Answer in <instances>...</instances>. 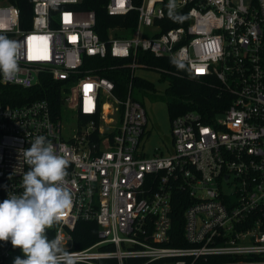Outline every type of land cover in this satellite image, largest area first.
I'll use <instances>...</instances> for the list:
<instances>
[{"label": "built area", "instance_id": "1", "mask_svg": "<svg viewBox=\"0 0 264 264\" xmlns=\"http://www.w3.org/2000/svg\"><path fill=\"white\" fill-rule=\"evenodd\" d=\"M82 1L30 0L23 24L21 8L0 0V36L17 43L19 57L15 78L1 74V84L50 83L46 95L55 89L61 101L55 111L48 97L0 98L5 197L23 193L30 170L23 152L43 135L69 161L63 187L72 206L52 229L75 263L264 264V0H108L109 14L136 11L137 20L111 27L106 39L95 30V12L76 8ZM146 52L214 77L232 95L208 117L175 115L171 145L152 156L140 149L148 119L132 79L122 95L91 65L128 58L133 78L149 68ZM64 108L76 113L67 130ZM81 220L95 221L101 240L74 249ZM15 249L2 241L0 264H13Z\"/></svg>", "mask_w": 264, "mask_h": 264}, {"label": "trees", "instance_id": "2", "mask_svg": "<svg viewBox=\"0 0 264 264\" xmlns=\"http://www.w3.org/2000/svg\"><path fill=\"white\" fill-rule=\"evenodd\" d=\"M21 8L22 22H29L31 18V2L30 0H13ZM108 0H83L76 5V8L83 10H93L96 14L95 30L102 39H106L111 27L127 26L129 28L135 26L137 20V12L131 11L127 15H111L107 10ZM174 24H178L175 22ZM120 34V32H118ZM141 60L145 61L149 68H155L163 71L165 77L170 78V85L166 90V94L171 97L168 101V110L170 119L175 115L188 110H198L205 117L213 114L215 111L226 107L231 101L232 95L221 86L219 81L214 77H199L189 73L185 64L174 60L171 57H157L152 53L146 52L140 55ZM129 62L128 58H104L92 60L91 65L97 68V72L108 77L115 83L116 91L120 94H125L129 82L133 81L135 85L146 89H154L152 81L140 76L131 78V71L126 65ZM1 75V74H0ZM44 85H38L31 89H23L15 86L3 85L0 82L2 94L0 98L8 104L26 103L38 97H48L53 110H57L61 106L59 93L54 89H50L46 95ZM53 87H57L59 83H53ZM50 86V83L48 84ZM52 87V86H51ZM54 91V92H53ZM49 94V95H48ZM82 119H88L85 116H80ZM5 197L2 180L0 179V202ZM178 216L183 215V206L176 205ZM177 229H181V221L176 225ZM48 238L54 239L55 233L52 228L46 229ZM101 240L99 236V227L95 221H78L73 230V248L81 249L88 247L95 242ZM78 264V263H75Z\"/></svg>", "mask_w": 264, "mask_h": 264}, {"label": "clouds", "instance_id": "3", "mask_svg": "<svg viewBox=\"0 0 264 264\" xmlns=\"http://www.w3.org/2000/svg\"><path fill=\"white\" fill-rule=\"evenodd\" d=\"M18 59L17 43L0 36V74L5 81L15 78ZM23 155L30 170L23 176V193L9 194L0 202V241H10L24 254L13 264H75L60 238L50 240L46 234L72 206L71 193L63 187L69 161L43 135Z\"/></svg>", "mask_w": 264, "mask_h": 264}, {"label": "rangeland", "instance_id": "4", "mask_svg": "<svg viewBox=\"0 0 264 264\" xmlns=\"http://www.w3.org/2000/svg\"><path fill=\"white\" fill-rule=\"evenodd\" d=\"M163 73L155 68H137L135 71L137 76L152 81L155 87L146 89L135 85L133 88L134 98L143 104L147 113L146 132L140 145V149L145 147L147 156H152L159 151L166 152L172 143V123L168 110V101L171 97L166 94L170 78L165 77ZM61 118L66 130L75 126V111L64 108ZM54 227L55 223L50 228ZM1 244L2 241H0ZM17 256L24 258V254L19 248L10 252V260L14 261Z\"/></svg>", "mask_w": 264, "mask_h": 264}]
</instances>
